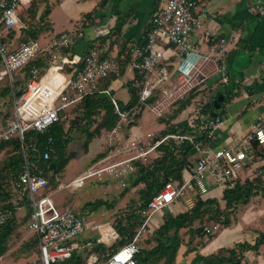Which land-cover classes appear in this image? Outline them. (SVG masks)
Segmentation results:
<instances>
[{
  "label": "built area",
  "instance_id": "built-area-1",
  "mask_svg": "<svg viewBox=\"0 0 264 264\" xmlns=\"http://www.w3.org/2000/svg\"><path fill=\"white\" fill-rule=\"evenodd\" d=\"M31 1L0 0V56L3 63L0 79L9 76L13 84L14 74L30 62L39 56L49 58L44 72L37 66L31 69L25 91L14 99L12 113L0 116V144L14 138L23 142L27 131L45 130L60 119L67 107L88 95H102L110 98L119 116L109 131V142L115 146V142L123 138L125 124L142 110L147 108L156 118H163L190 93L204 88L215 77L222 75L227 80L225 60L231 47L239 41V35L235 33L218 36L210 33L202 18L205 9L200 8L201 0H157V9L143 39L130 43L126 50V55L130 57L128 67L135 73L133 80L141 87L135 103L127 106L128 102L118 99L110 86L104 87L102 84L112 76L121 75L120 62L115 56L103 55L95 47L80 57L64 53V49L76 40L73 33L54 37L49 43L30 39L9 51V44L3 40V36L25 26L23 17ZM255 9L264 14V2L257 0ZM224 121L220 116L203 117L197 131L167 133L145 148L139 146L142 142L140 138L127 140L69 183H59L57 191L67 187L80 188L88 179L100 176L109 169L124 177L135 171L137 159L145 157L163 143L173 140L176 143L188 141L193 145L196 157L189 167L190 176L182 183L166 182L141 211L145 220L134 238L104 261L92 253L88 257V264H137V256L141 252L140 236L156 212L185 195L192 207L194 195L204 196L208 192V177L223 187L228 184L234 186L241 179L246 164L255 159V142L264 146V112L259 113L244 138L222 147L216 144V139ZM153 136L156 137V133L147 134L150 139ZM123 150H133L135 153L100 166ZM44 156L49 158V152H45ZM16 187L29 195L31 215L27 226L38 237L39 256L32 264H58L68 260L76 250L92 245L93 240L83 245L78 241L87 230L96 233V243L108 247L120 238L112 223L88 225L71 204L60 206L47 192L49 180L44 175L33 173L27 158ZM10 214L11 210L0 201V227ZM219 228L218 224L212 223L205 231L213 233Z\"/></svg>",
  "mask_w": 264,
  "mask_h": 264
},
{
  "label": "crops",
  "instance_id": "crops-1",
  "mask_svg": "<svg viewBox=\"0 0 264 264\" xmlns=\"http://www.w3.org/2000/svg\"><path fill=\"white\" fill-rule=\"evenodd\" d=\"M256 2L257 0L200 1V8L205 9L202 18L212 35H239V41L231 47L225 60L227 80L220 75L205 86L211 89L210 96H215L219 91L224 92L225 88L234 93L231 100L217 110L220 112L219 116L225 120L217 132L216 139V144L222 147L244 138L259 113L264 112V14L256 11ZM37 3L40 6L38 15L44 10L49 11L46 17L49 28L41 33L40 40L49 43L54 37L73 33L76 40L70 47L74 49L73 55L78 57L85 55L93 47L105 52L103 55L116 56L127 49L130 43L140 42L157 9V0H106L104 4L103 0H37ZM134 76V71L127 67L121 75L112 79L109 85L113 93L121 92L120 99L125 102L130 101L128 82H131ZM126 87L127 93L124 92ZM188 110L190 109L185 107L178 112L172 123L197 118L189 117ZM159 124L161 130L166 128L165 122ZM146 132L153 133L152 130ZM146 132L142 131L137 123L131 128L130 136L126 140ZM4 150L6 152L7 149H1L0 152ZM184 175L188 178L189 171L185 170ZM255 178L261 179L262 182L255 194L247 204L239 207L231 224L219 228L212 238L191 235L181 230L183 241L173 264H202L203 260L194 262L197 256L222 253L221 256L227 257L229 253L224 250L235 248L239 243L248 242L253 245L256 242L260 233L264 232V154L249 161L241 173L242 181ZM209 184L210 188L204 197L217 198L224 206L222 184L214 181L212 177ZM212 188H221V192L212 194L217 191ZM10 200L14 202V215L17 226L21 229V218L29 208L22 201L18 203L14 198ZM185 202L186 204L175 202L176 207L170 208V205L166 212L175 215L188 210L189 202L187 199ZM163 222V213L156 212L144 230L148 239L152 238ZM149 227L151 229H148ZM93 238H96V233ZM152 241H146L148 244L145 242L141 246L150 249L156 244ZM151 264H163V260ZM239 264H264V244L258 249L244 251Z\"/></svg>",
  "mask_w": 264,
  "mask_h": 264
},
{
  "label": "trees",
  "instance_id": "trees-1",
  "mask_svg": "<svg viewBox=\"0 0 264 264\" xmlns=\"http://www.w3.org/2000/svg\"><path fill=\"white\" fill-rule=\"evenodd\" d=\"M105 1L106 0H103V4ZM39 9L40 6L37 3V0H32L31 4L27 8V12L29 11L28 17H30L32 25H28L24 22L25 26L11 30L3 36V40L9 44V51L15 50L20 43L27 42L30 39L40 40L41 33L49 28L46 18L49 11L44 10L41 15H38ZM126 50L127 49L122 50L121 53L115 56L121 64V74L128 67V59L130 58L129 55H126ZM73 52V47L64 49V53L69 54L70 56H73ZM103 54H105V52H103ZM48 61V57L39 56L17 73L24 72V78L27 83L31 69L34 66H37L44 72V68L48 66ZM0 62L2 63L1 56ZM115 78L116 76H112L110 79L103 81V86H109L112 79ZM128 85L131 98L127 106L135 103L141 88L139 85H136L134 80L128 82ZM25 89L26 84L25 87L19 91L18 95L21 96ZM200 90L201 89H198L190 93L189 96L180 101L177 107L172 109L170 112L177 109L182 102L188 99V97ZM9 91L10 89L7 88L6 93ZM220 93L224 94V98L222 100H218L219 107L231 100L234 96V93L227 88H225L224 92L219 91L215 96L209 97V100L206 102L205 109L199 116H197L196 119L184 120L176 124L169 122L167 123V127L163 133H190L197 131L199 128V121L203 117L219 116L220 112L217 111L219 107L216 106L215 101ZM187 105L188 103L180 105L177 109V113L182 111ZM75 108L81 109L83 118L87 120L84 124V131L87 133V146L88 143H90L95 137L100 135L102 130L107 132L112 130L119 119V116L115 112L114 105L109 97L102 95H88L79 102L67 107L61 113L60 119L45 130L38 131L32 129L27 131L23 142H21L19 138H14L0 144V150L5 148L7 149L6 152L9 154L5 160V167L7 169L0 175V201L3 202L5 207L11 210L9 219L0 227V257L8 251L11 239L17 234L18 223L16 216L14 215L15 205L10 199L14 198L18 201V203L22 201L25 206H28L27 222L25 221L24 223H28L31 215L28 193H23L22 188L16 187V183L25 169V159L27 158L29 168L33 173L44 175L48 180V174L52 171L53 173L50 181H54L57 178V175L62 173L68 163L75 157L73 155L74 153H67L71 137L69 131L65 129L63 122L64 118L67 116V112ZM142 111L133 120L127 123L128 127H130L127 133L128 137L130 136L131 128L137 125V120L142 115ZM11 113L12 111L6 113L5 116L10 115ZM96 116H100V120L97 121ZM97 122V127L91 131L90 125ZM254 145L256 150L255 158L264 154L262 144L255 142ZM9 147L10 149H8ZM45 152H49V158H45ZM195 157L196 155L194 154L193 145L190 142L183 141L181 143H176L171 140L170 143H163L158 146L157 154L149 165L144 163L141 158L137 159L135 161V165L138 169L137 172H134L137 173V176L132 181L130 188L143 184V186L139 189L141 204L136 211L131 213V215L121 217L118 219L117 223H112L119 232L120 238L111 247L101 243H96L95 238H93L92 245L83 247V252H85L84 257H82V254L79 251L83 249L81 248L76 250L71 258L58 264H80L82 258L85 259L87 257L88 260V257L92 253L99 255V259L104 261L116 249L130 242L137 234L145 220L141 212L143 208L148 205L150 200L162 189L166 182H184L186 179L184 171H189V167L194 163ZM7 179H10V183H7L6 185L4 180L6 181ZM261 183V179L255 178L253 180L246 179L244 181L239 179L236 181L234 186L229 184L226 185L222 196L224 207L217 198L204 197L200 194L194 195V205L189 207L188 210L179 212L175 215L167 213L164 216V222L162 225L155 231L154 236L147 241L151 242L153 240L152 242L156 243L155 246L148 249L146 247H142L140 244L141 252L137 256V264H151L162 260L163 264H173L178 249L183 241L181 230H185V233L189 232L191 235L197 234L200 237L207 236L212 238L215 235V232L206 233L205 228L207 225L204 226V220L206 218L213 220V223L218 224L220 227L229 226L239 207L249 202L250 198L255 194V191ZM57 184H59L58 181ZM72 206L74 207V205ZM87 206H90L92 210H95V208L98 207L95 203H87ZM76 212L83 217L82 213L77 209ZM25 225L27 226V224ZM262 244H264V232L260 233L259 238L253 245L248 242H243L239 243L235 248L224 250L229 253V256L227 257L221 256L222 253L204 257L197 256L194 262L196 263L199 260H203L204 264H239L244 251L248 249H258Z\"/></svg>",
  "mask_w": 264,
  "mask_h": 264
},
{
  "label": "rangeland",
  "instance_id": "rangeland-1",
  "mask_svg": "<svg viewBox=\"0 0 264 264\" xmlns=\"http://www.w3.org/2000/svg\"><path fill=\"white\" fill-rule=\"evenodd\" d=\"M28 13L26 11L25 16L23 17V22L28 25H32V21L30 17H28ZM1 63V62H0ZM2 63L0 64V70L2 69ZM43 72V71H42ZM41 72V73H42ZM133 75V74H132ZM25 73H15L13 84L11 83V79L9 76H5L0 79V116L6 115L13 110L14 107V99L18 98L19 91H21L26 84ZM9 88L10 91L6 93V89ZM124 92L127 93V87L124 88ZM211 89L209 86L202 88L197 93L188 97V99L183 103H188L186 109H190L188 111L189 117L199 116L200 113L205 109L206 102L209 100ZM116 94V95H115ZM114 95L120 99L122 96L121 92L114 93ZM121 100V99H120ZM123 101V100H122ZM125 102V101H123ZM178 106V108L180 107ZM177 108V109H178ZM177 109L170 112L165 118L158 119L154 116V114L149 109H144L142 115L137 120L139 123L140 129L142 131L152 130L156 133V137L154 140L147 137L148 132L139 133L136 138L142 139L140 147L144 146L148 147L149 143L153 144L156 139H160L164 134V128L160 127L159 123L171 122L174 118L178 116ZM187 116V115H186ZM97 121L100 120V116H96ZM196 119V118H195ZM184 120H181L182 122ZM197 121V120H196ZM64 127L67 131H69L71 142L68 145L67 153H74L75 156L65 167L62 173L57 175V178L54 181H50L52 176V171L48 174L49 176V187L47 192L52 195L55 201L59 205H74L73 208H76L83 215V218L88 223V225H92L94 223H102V222H118V219L124 216L131 215L133 211H136L141 204L139 189L143 186L140 184L136 187H131L132 181L136 178V174L138 167L135 165V171L126 175L120 176L117 175L116 172H111L114 170H107L103 172L100 176L96 175L87 180V183L80 188L73 189L71 187H67L60 191H57L58 185L57 181L63 183H69L79 174H81L84 170L88 169L95 162L104 158L110 150L119 147V145L125 144L126 139H128V124L126 123L122 129V140L115 142L114 144L109 142V131L102 130L100 135L95 137L88 146L86 145L87 141V133L84 131V124L87 122L86 119L83 118L81 109L75 108L71 111L67 112V116L64 118ZM176 122V123H180ZM97 123L90 125V130H94L97 127ZM165 125V127H167ZM152 140V141H151ZM154 141V142H153ZM10 149V147L8 148ZM10 151V150H9ZM158 147L149 152L145 157L141 158L144 163L148 165L151 163L152 159H154L157 154ZM135 151L133 150H123L122 153H118L113 155L111 158L107 159L105 162L101 163L100 166L109 165L123 158L129 157L133 155ZM8 152H0V175L7 168L5 167V160L8 157ZM210 181V177H208ZM4 183H10V179L4 180ZM213 189V188H212ZM216 192L212 194H216L218 191L221 192V188L213 189ZM212 190V191H213ZM209 194V193H208ZM187 196L182 197L179 202L186 204ZM87 203H95L98 207L95 210H92L90 206H87ZM70 205V206H71ZM171 205V206H170ZM171 207H176L174 203L170 204ZM159 211L162 212L165 216L168 211V207ZM189 207V205H187ZM224 207V206H223ZM28 212V211H27ZM27 212L21 218L20 226L21 229L17 226V234L14 238L11 239L9 243L8 251L0 257V264H32L39 256L38 251V237L35 233H33L28 227H25L23 223L27 220ZM214 221L206 218L204 220V226H209ZM222 228V227H220ZM148 229H151L150 227ZM184 231V230H183ZM146 231L143 232L139 239V243L142 245L146 241H148V236L145 235ZM150 233V232H148ZM215 234V233H214ZM93 231L87 230L81 237H79L78 241L80 244H85L89 240H93ZM154 236V235H152ZM82 254V257L85 256L84 248L79 250ZM101 261V260H100ZM73 264V263H69ZM80 264H88L87 257L82 258Z\"/></svg>",
  "mask_w": 264,
  "mask_h": 264
},
{
  "label": "water",
  "instance_id": "water-1",
  "mask_svg": "<svg viewBox=\"0 0 264 264\" xmlns=\"http://www.w3.org/2000/svg\"><path fill=\"white\" fill-rule=\"evenodd\" d=\"M223 99V94H220L217 98V100L215 101V104L217 107H219V104H218V100H222Z\"/></svg>",
  "mask_w": 264,
  "mask_h": 264
}]
</instances>
